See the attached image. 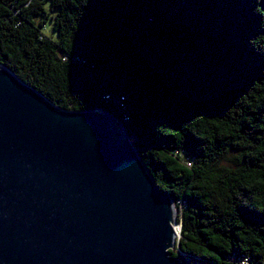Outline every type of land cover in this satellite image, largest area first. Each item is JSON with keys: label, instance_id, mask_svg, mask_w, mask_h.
<instances>
[{"label": "trees", "instance_id": "16d2710c", "mask_svg": "<svg viewBox=\"0 0 264 264\" xmlns=\"http://www.w3.org/2000/svg\"><path fill=\"white\" fill-rule=\"evenodd\" d=\"M0 64L120 119L181 207L172 256L264 259V0H0Z\"/></svg>", "mask_w": 264, "mask_h": 264}, {"label": "water", "instance_id": "95a60500", "mask_svg": "<svg viewBox=\"0 0 264 264\" xmlns=\"http://www.w3.org/2000/svg\"><path fill=\"white\" fill-rule=\"evenodd\" d=\"M177 213L120 119L0 64V264H203L170 254Z\"/></svg>", "mask_w": 264, "mask_h": 264}, {"label": "built area", "instance_id": "2783aa9c", "mask_svg": "<svg viewBox=\"0 0 264 264\" xmlns=\"http://www.w3.org/2000/svg\"><path fill=\"white\" fill-rule=\"evenodd\" d=\"M233 264H264V259L261 262H256L246 255L230 257Z\"/></svg>", "mask_w": 264, "mask_h": 264}, {"label": "rangeland", "instance_id": "374dc122", "mask_svg": "<svg viewBox=\"0 0 264 264\" xmlns=\"http://www.w3.org/2000/svg\"><path fill=\"white\" fill-rule=\"evenodd\" d=\"M44 32L52 37V38H55L56 37V33L52 30V19H47L46 20V25H45V29H44ZM176 210V209H175ZM181 210V207H178L177 208V211H180ZM178 231V230H177Z\"/></svg>", "mask_w": 264, "mask_h": 264}, {"label": "bare ground", "instance_id": "6f19581e", "mask_svg": "<svg viewBox=\"0 0 264 264\" xmlns=\"http://www.w3.org/2000/svg\"><path fill=\"white\" fill-rule=\"evenodd\" d=\"M178 228H179V226H176V227H175V231H176V233L178 232V231H177V230H178Z\"/></svg>", "mask_w": 264, "mask_h": 264}]
</instances>
